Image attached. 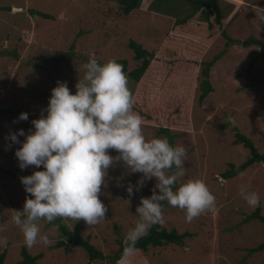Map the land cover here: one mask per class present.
<instances>
[{
    "label": "rangeland",
    "instance_id": "1",
    "mask_svg": "<svg viewBox=\"0 0 264 264\" xmlns=\"http://www.w3.org/2000/svg\"><path fill=\"white\" fill-rule=\"evenodd\" d=\"M89 2L0 0V226L3 227L0 235L7 237V246L1 248V252L6 250V264H15L22 258L24 237L12 216L15 210L23 209L25 198L30 195L20 177L34 170L33 166L25 169L18 166L15 149L20 145L6 137L19 128L27 132L33 127L31 120L38 118L41 109L46 108L51 89L58 81H66L75 92V84L85 71L83 64L90 57L101 63L112 58L129 59V71L133 70L137 64L133 60L134 51L129 47L131 37L145 42L148 50L159 56L183 50L189 57L201 58L204 62L212 61L226 48L227 39L222 35L209 40L204 39V34L202 48L187 49L181 41L166 40L172 25L170 19L138 10L132 18L110 19L106 15L101 20L94 14V10L98 13L95 4L101 2ZM89 4L95 6L93 10ZM101 5L98 6L101 8ZM220 5L222 17L227 22L225 30L230 37L240 41L254 37L264 43V21L258 15V12H264V0H220ZM14 7L23 9L13 12ZM31 9L35 14L30 12ZM40 12L52 14L55 19H44L38 14ZM134 22L137 24L135 29ZM150 26L164 31L165 35L160 36V31L147 41L142 36L146 37ZM168 44H174L173 48H167ZM201 49L203 52L199 55ZM70 61L76 65L73 70L67 69ZM201 71L198 72L200 80L192 84L186 105L177 117L183 121L181 119L188 115L190 126L187 129L171 128V135L175 138L174 144H184L187 148V173L183 179H203L216 196V206L188 222L184 210L168 204L164 209L163 224L179 232L189 231L192 237L187 238L186 245L151 249L147 254L137 252L120 264H264V250L250 251L264 242V224L258 220L248 221L257 207H250L240 194L242 184L257 191L261 196L259 208L264 215V164H256L229 180L222 176L231 163L240 164L251 156L250 150L234 146L237 133L248 136L264 153V48L232 43L211 68L210 80L215 90L202 102ZM129 87L134 101H144L151 106L159 104L130 79ZM24 111L29 114L28 120H18ZM143 131L148 139L160 136L158 125L148 119L144 120ZM139 175L141 173L128 172L122 164L114 165L105 178L106 189L101 195L104 203L109 205L107 217L94 225H88L82 219L75 222L63 218L64 224L71 231L80 224L83 226L80 235L90 237L107 257L112 256L118 249L117 242L124 240L137 220L135 209L140 197L150 195L155 184L154 179L148 181L129 203L125 187L118 185L126 186L128 180L135 182ZM40 226L42 232L50 233L51 243L27 246L32 254H43L40 264L89 262L80 247L56 249L59 232L51 231L44 220L40 221ZM109 263L102 260L93 264Z\"/></svg>",
    "mask_w": 264,
    "mask_h": 264
},
{
    "label": "clouds",
    "instance_id": "2",
    "mask_svg": "<svg viewBox=\"0 0 264 264\" xmlns=\"http://www.w3.org/2000/svg\"><path fill=\"white\" fill-rule=\"evenodd\" d=\"M258 15L264 21V12ZM195 24L196 30L206 32L203 25L207 23L198 20ZM83 68L75 92L66 81H58L46 108L31 120L33 127L27 132L19 128L6 137L20 145L15 149L18 166L34 167L31 174L20 177L30 195L23 209L15 210L12 220L20 226L28 247L51 243L50 233L41 231V220L51 224V231L59 230V224L54 223L58 218L82 219L88 225L101 222L109 207L101 199L102 186L109 169L122 164L130 173H141L135 182L118 185L125 187L129 203L148 181L155 180L151 194L140 197L135 209L137 220L125 235L123 252L128 257L140 252L136 250L138 241L153 225L163 222V202L184 210L185 220L191 222L215 208L216 196L203 179H183L188 156L184 144H173L164 136H145L144 117L134 109L128 75L120 62L112 58L101 63L90 57ZM28 118L24 111L18 120ZM233 144L244 147L235 141ZM240 194L250 207L261 205L260 194L247 185L240 186ZM6 246L7 237L0 235V248Z\"/></svg>",
    "mask_w": 264,
    "mask_h": 264
},
{
    "label": "trees",
    "instance_id": "3",
    "mask_svg": "<svg viewBox=\"0 0 264 264\" xmlns=\"http://www.w3.org/2000/svg\"><path fill=\"white\" fill-rule=\"evenodd\" d=\"M67 1V0H66ZM77 1V0H73ZM91 1L94 0H83ZM97 3V12L94 10V14L98 15V19H104L106 15L110 19L116 17L122 18H132L134 12L138 10H145L148 13L163 16V18L170 19L172 25L167 33L166 40L168 39L172 43L181 41L185 48L192 49L198 48L204 45V39H212L219 35H222L227 39L225 44L226 48L223 52L219 53L214 57L212 61H203L201 58L185 56L183 50L172 51L170 54L165 56H159L154 52L148 50L147 45L143 41H136L132 37L129 40V47L134 51L133 60L136 62L137 67L129 71L130 60L129 59H118L117 61L123 65L124 71L128 75V79L135 84H138L139 89L142 92L148 93L156 98V102L159 104L151 106L147 102H137L134 101V109L138 111L144 120L148 119L151 122L158 125V134L160 136L167 137L170 142L174 144V136L171 135V128L187 129L190 126V120L187 117L182 118L179 121L177 117H180L181 110L186 105L185 102L188 98L189 90L192 84L199 81L200 77L198 72L201 70L200 90L202 91L200 101L202 102L206 97L214 92L213 84L210 81V71L217 61L226 53L230 45L241 44L244 47H250L252 45H260L264 48V43L259 39L254 37H249L244 41L234 39L230 37L225 27L227 22L223 19V9L220 5V0H95ZM88 4V3H87ZM102 4V5H101ZM101 5V8L98 6ZM91 10L94 9L93 4H89ZM88 7V6H86ZM49 8V7H46ZM10 11L11 7H7ZM32 14H35L34 10H30ZM21 14V13H19ZM18 14V15H19ZM44 19L54 20L55 17L52 14L40 12L38 13ZM201 20L207 24L203 25L206 29L205 33L196 30L198 22ZM134 29L137 24L134 22ZM143 38L154 37L158 32L162 31L154 26H150V29ZM154 30V31H153ZM128 33V30H125ZM205 34V38H204ZM164 36L165 32L162 31L160 36ZM203 35V36H202ZM202 38H204L202 40ZM167 42V41H166ZM209 42V41H208ZM174 44H168L167 48H173ZM181 47V44H178ZM207 47V45L205 46ZM8 50H5L7 52ZM203 52L201 49L199 55ZM175 53V55H171ZM170 55V56H167ZM67 60V59H66ZM54 61L58 62V59ZM203 64V66H202ZM202 66V67H201ZM73 70L76 67L74 61H70L67 65ZM147 76V79H146ZM153 81V82H152ZM141 83V84H140ZM134 89V88H133ZM136 92L135 90L133 91ZM165 105V108L163 106ZM32 118V117H31ZM235 144L243 145L245 148L250 150V158L240 165L230 164L229 168L223 173V178L225 180L232 179L243 173L248 169L252 168L256 164H264V153H261L257 146L248 138V136L237 133ZM111 151V150H110ZM41 168L43 166H40ZM106 189V186H102V193ZM132 197H135L132 196ZM113 198L120 199L113 196ZM164 209L167 207V202ZM137 218V217H136ZM249 220H258L264 224V215L261 209H257L248 217ZM43 221V220H42ZM45 221V220H44ZM48 227L51 228V224L45 221ZM54 223L59 224V238L56 241V249L60 247L67 248L72 246L80 247L88 257L89 262L87 264H93L101 262L102 260H107L109 264H118L125 257L124 240H119L117 242L118 249L112 254V256L107 257L101 248L97 247L92 243L90 237H82L80 235V230L83 228L80 224L76 225L75 230L71 231L64 223V220L58 218ZM192 237L189 231L179 232L178 229L172 228L168 229L162 223H157L152 226L149 233L142 237L137 245L136 250L147 254L151 249H157L161 247H171L178 246L184 247L186 245L187 238ZM75 250H78L77 248ZM264 250V242L258 247L251 248V252ZM22 258L15 264H40V260L43 258V254H32L28 250L27 246L24 245L21 250ZM6 250L1 252L0 248V264H6Z\"/></svg>",
    "mask_w": 264,
    "mask_h": 264
},
{
    "label": "water",
    "instance_id": "4",
    "mask_svg": "<svg viewBox=\"0 0 264 264\" xmlns=\"http://www.w3.org/2000/svg\"><path fill=\"white\" fill-rule=\"evenodd\" d=\"M18 10H22V9L14 8V9H13V12L18 11ZM220 180L222 181L221 178H220Z\"/></svg>",
    "mask_w": 264,
    "mask_h": 264
}]
</instances>
